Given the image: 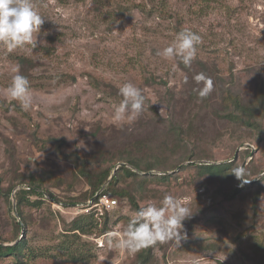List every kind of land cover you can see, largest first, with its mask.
<instances>
[{
  "label": "rangeland",
  "instance_id": "1",
  "mask_svg": "<svg viewBox=\"0 0 264 264\" xmlns=\"http://www.w3.org/2000/svg\"><path fill=\"white\" fill-rule=\"evenodd\" d=\"M34 3L45 16L42 45L12 53L0 47V242L26 236L33 252L20 264H138L144 248L110 249L103 239L123 232L136 209L128 197L107 193L116 204L102 208L98 195L107 179L91 199L80 201L100 166L110 164L105 160L126 158L142 144L136 157L153 168L124 176L118 186L137 208L170 193L193 211L179 245L149 246L144 264H264V0ZM184 28L201 36L188 67L157 55ZM14 68L30 81L28 111L6 94ZM198 73L213 85L203 99L194 91ZM124 82L141 88L146 100L138 119L120 127L111 115L122 99L117 85ZM237 96L256 103L258 125L226 116L228 98ZM172 127L180 129L181 142L168 153L159 141ZM230 161L222 172L197 166ZM243 169L248 178L240 177ZM30 176L42 178L56 198L32 196L41 203L23 205L26 224L16 234L4 190L10 183L27 185ZM238 180L247 187L232 196ZM88 214L89 233L71 231L73 221ZM0 264L18 263L4 256Z\"/></svg>",
  "mask_w": 264,
  "mask_h": 264
},
{
  "label": "clouds",
  "instance_id": "2",
  "mask_svg": "<svg viewBox=\"0 0 264 264\" xmlns=\"http://www.w3.org/2000/svg\"><path fill=\"white\" fill-rule=\"evenodd\" d=\"M44 18L34 0H0V47L7 53L18 49L34 51L38 43L42 45L44 42L40 38ZM200 43L201 36L198 33L184 28L157 55L164 59L178 60L188 67L196 58ZM193 79L197 85L194 91L201 99L212 92L211 78L204 73L196 74ZM117 87L122 99L113 105L111 122L122 127L138 119L144 111L146 97L142 89L132 82H124ZM6 94L11 100L18 102L22 110L28 111L31 108L33 96L30 81L18 68L13 69ZM78 146H84L83 142ZM235 175L239 178L236 173ZM20 187L18 185L14 188L13 193L19 191ZM192 213L187 201L165 193L158 202H143L132 211L122 233L110 231L104 234L103 239L110 249L129 253H136L157 243L174 242L178 246L185 235L183 222Z\"/></svg>",
  "mask_w": 264,
  "mask_h": 264
},
{
  "label": "trees",
  "instance_id": "3",
  "mask_svg": "<svg viewBox=\"0 0 264 264\" xmlns=\"http://www.w3.org/2000/svg\"><path fill=\"white\" fill-rule=\"evenodd\" d=\"M221 93L223 90L220 88L218 89ZM261 103H263V97L264 93L262 92L261 94ZM231 100V105H229L230 109L228 110L226 116L230 117V119H243V122L246 123L247 125L250 126H256L257 120H256V113L258 112V109L256 108V103L254 101L246 102L243 103L240 97H233V98H228ZM207 101H205L206 103ZM208 103V102H207ZM226 110V109H225ZM177 125V124H176ZM180 134V129L177 127H172L170 129V132H165L164 135L161 136V140L159 141L160 147L164 148L165 151L168 153L172 152L174 150V147L180 144L181 142V137L179 136ZM142 147V144H137L133 145L132 149L135 150L132 154L129 153L128 157H118L117 159H107L105 161L110 162L108 165L100 166V173L99 175L94 179L93 182H91V187L89 192L86 194L87 196L83 198L80 202L83 203L93 197V195L100 190L102 185L105 183V181L108 179V182L105 183V187L101 189L100 194L98 197L102 195H107V193H112L114 196L117 197H128V199L131 201L133 204L134 208L137 209V203L135 202L134 198L130 196L128 193V190L124 187L118 186V183L121 182V179L125 177H137L139 176V172H145L147 170H150L153 168V164L150 162H142L141 159H139L137 151L139 148ZM124 151V150H123ZM132 152V151H131ZM126 153V152H124ZM249 151H246L244 154H248ZM159 154V153H157ZM130 155V156H129ZM159 158L156 160L158 161ZM122 160L124 161V165H120L117 168V171L112 174L113 168L116 165V163ZM126 161V162H125ZM161 162V160L159 161ZM81 168L80 171L86 175L87 172L84 171V165L83 162H81ZM176 163L171 164L167 169H175L176 168ZM233 163L230 162H224L221 164H199L197 165L200 169L209 172V173H214V172H222L225 170H228L231 168ZM237 168V167H236ZM112 175V177L109 179V177ZM248 174L246 173L245 169L241 171V177L242 178H248ZM31 180L27 185H21L19 182L20 190L16 191L13 193V189L17 184H12L10 183L8 187L4 190V196L7 198L10 203V212H14V214H11L13 222H14V228L17 232L21 231L22 229V223L26 224V219L22 214V207L25 203H28L32 206L38 205L41 203V200H32L31 197L36 195L38 197H43L45 196V193L49 195L50 198L55 199L56 196L46 187H43L41 184L43 182V179L41 178H34L33 176H30ZM162 177H166V175H162ZM249 186V185H248ZM247 187L246 184H243L241 181L238 180V185L233 188L232 191V196L235 195V193L241 191ZM258 196V194H257ZM256 196V197H257ZM10 197L14 198V203L12 205L11 200L9 199ZM94 202H97L94 200ZM86 203V202H85ZM87 207V206H84ZM92 215L94 214L93 212L91 213ZM91 216L88 215H81L79 218L75 219L71 225V231H78L83 234L89 233L90 231V223L87 222ZM87 223V224H86ZM77 233V232H75ZM17 236V235H15ZM16 239V237H15ZM150 247L144 248V251L141 253V260L138 262V264H144L145 260L147 257L150 255ZM33 252V249H31L27 245V239L26 236H21L17 241H13L9 244H5L4 242H0V257L4 256H12L18 264L23 263V259L27 257L30 253ZM67 256H70V254H67Z\"/></svg>",
  "mask_w": 264,
  "mask_h": 264
},
{
  "label": "built area",
  "instance_id": "4",
  "mask_svg": "<svg viewBox=\"0 0 264 264\" xmlns=\"http://www.w3.org/2000/svg\"><path fill=\"white\" fill-rule=\"evenodd\" d=\"M93 203V201L91 202ZM94 205L97 204V202L93 203ZM116 204V200L115 199H112L110 198L109 196L107 195H102L100 196V206L102 208H110L112 206H114Z\"/></svg>",
  "mask_w": 264,
  "mask_h": 264
},
{
  "label": "water",
  "instance_id": "5",
  "mask_svg": "<svg viewBox=\"0 0 264 264\" xmlns=\"http://www.w3.org/2000/svg\"><path fill=\"white\" fill-rule=\"evenodd\" d=\"M121 164L124 165V163H121ZM239 176H240V175H239ZM111 177H112V175L109 177V179H110ZM240 177H241V176H240ZM103 187H104V185H103ZM103 187H102V188H103ZM102 188H101V189H102ZM92 200H94V199H92ZM92 200H91V201H92Z\"/></svg>",
  "mask_w": 264,
  "mask_h": 264
}]
</instances>
